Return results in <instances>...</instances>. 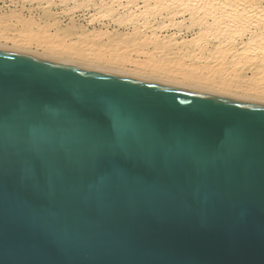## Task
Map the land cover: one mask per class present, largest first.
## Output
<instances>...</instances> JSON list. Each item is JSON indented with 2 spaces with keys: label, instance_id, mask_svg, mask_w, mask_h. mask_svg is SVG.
<instances>
[{
  "label": "water",
  "instance_id": "95a60500",
  "mask_svg": "<svg viewBox=\"0 0 264 264\" xmlns=\"http://www.w3.org/2000/svg\"><path fill=\"white\" fill-rule=\"evenodd\" d=\"M0 264H264V104L0 49Z\"/></svg>",
  "mask_w": 264,
  "mask_h": 264
},
{
  "label": "rangeland",
  "instance_id": "374dc122",
  "mask_svg": "<svg viewBox=\"0 0 264 264\" xmlns=\"http://www.w3.org/2000/svg\"><path fill=\"white\" fill-rule=\"evenodd\" d=\"M166 1L0 0V49L264 104V0H235L247 2L237 21L250 28H232V38L218 31L213 3Z\"/></svg>",
  "mask_w": 264,
  "mask_h": 264
},
{
  "label": "bare ground",
  "instance_id": "6f19581e",
  "mask_svg": "<svg viewBox=\"0 0 264 264\" xmlns=\"http://www.w3.org/2000/svg\"><path fill=\"white\" fill-rule=\"evenodd\" d=\"M172 1H173V0H167L166 2H169V3H170V2H172ZM189 1H191V3L194 4V5H196V4H198V5H203V4H202L203 2H204L205 5H207L206 2H207L208 4L210 3L211 5H212V3H213V4H214V5L212 6L213 11L221 12V15H220V16H222V18H220V19L222 20V21H220V22H221L220 24L222 25V27H221L218 31H222V32L225 31V33L227 34V33L229 32L228 30H230V33H228V34L230 35L231 38H232V34H233L232 32H234L236 28H238L239 30H240L241 27H242V29L245 28V25H246V22H247L246 19H245V20H246L245 25L242 23L243 25H241V26H240V22L237 21V18H240L239 20L242 19L241 22H243V18H241V15L239 14V11H240L241 8H242V9H243V8L245 9L246 7H248L247 2H243L244 0L242 1V3L238 2V3H239L238 5H237V3H236L237 0H236V2H235V0H231L230 2H233V1H234V6L232 5L233 3H232V4L230 3L232 6H231V5L229 6V4L227 3V2H229V0H228V1L226 2V4H228V7H229V8H227V9L224 8V6H225V5H224V4H225V3H224V2H225L224 0H223L224 2L222 1V2L224 3V4H223L224 6H223L222 4L219 3L220 0H200V2H197L196 0H193V2H192V0H183V2L186 3V7H187V2H189ZM214 1H217V4L214 3ZM245 1H246V0H245ZM249 1H250V0H249ZM175 2H176V1H175ZM177 2H178V0H177ZM220 2H221V1H220ZM222 2H221V3H222ZM169 3H167V4H169ZM200 3H201V4H200ZM170 4H171V3H170ZM182 5H183V4H181V6H182ZM189 5H190V4H189ZM194 5L191 6V7H194ZM211 5H210V6H211ZM218 5H219V6H218ZM235 5H236V7H235ZM255 5H256V4H255ZM114 6H116V3H115ZM165 6H169V5H165ZM214 6H215V7H214ZM221 6H223V7H221ZM237 6H239V7H237ZM118 7H119V6H118ZM186 7L183 6L182 9H188V8H189V6H188V8H186ZM198 7H199V6H198ZM201 7H203V6H201ZM230 7H231V8H230ZM257 7H258V4L255 6V9H256ZM155 8H156V7H155ZM155 8H154V9H155ZM165 8H166V7H165ZM253 8H254V7H253ZM117 9H118V8H117ZM189 9H190V8H189ZM191 9H192V8H191ZM221 9H222V10H221ZM244 9H243V10H244ZM246 9H247V8H246ZM246 9H245V10H246ZM251 9H252V8H251ZM258 9H259V8H258ZM177 10H178V9H177ZM194 10H195V9H194ZM196 10H197V9H196ZM243 10H242V11H243ZM248 10H249V9H248ZM253 10H254V9H253ZM260 10H261V9H260ZM198 11H199V10H198ZM200 11H201V10H200ZM246 11H247V10H246ZM244 12H245V11H244ZM257 12H258V10H257ZM245 13H246V12H245ZM250 13H251V12H250ZM261 13H262V12H261ZM261 13H260V14H261ZM219 14H220V13H219ZM243 14H244V13H243ZM252 14H253V12H252ZM239 15H240V16H239ZM261 15H262V14H261ZM261 15H260V16H261ZM220 16H218V17H220ZM238 16H239V17H238ZM244 16H245V15H244ZM244 16H243V17H244ZM246 17H247V16H246ZM252 17H253V16H252ZM249 18H250V17H249ZM217 19H218V18H216V20H217ZM252 19H253V18H252ZM257 19H259V17H258ZM245 20H244V21H245ZM254 20H255V19H254ZM254 20H253V21H254ZM263 20H264V19H263ZM259 21H260V20H259ZM216 22H217V21H216ZM218 22H219V21H218ZM214 23H215V22H214ZM249 23H250V21H249ZM255 23H256V22H255ZM257 23H258V22H257ZM257 23H256V24H257ZM218 24H219V23H218ZM247 24H248V22H247ZM248 25H249V24H248ZM251 25H252V24H251ZM254 25H255V24H254ZM254 25H253V26H254ZM253 26H252V27H253ZM255 26H256V25H255ZM255 26H254V27H255ZM248 27L250 28V26H247V25H246V29H247V30H248ZM262 27H263V26H262ZM232 28L234 29V31H233ZM263 29H264V28H263ZM263 29H262V30H263ZM137 30H138V29H137ZM231 30H232V31H231ZM244 30H245V29H244ZM252 30H253V28H252ZM257 30H258V29H257ZM260 30H261V29H260ZM133 31L135 32L136 30H133ZM226 31H228V32H226ZM242 31H243V30H242ZM263 31H264V30H263ZM236 32H238V31H236ZM236 32H234L233 37H234L235 35H236V36L238 35V34H236ZM246 32H247V31H246ZM259 32H261V31H259ZM137 33H138V31H137ZM223 33H224V32H223ZM231 33H232V34H231ZM242 33H243V32H242ZM134 34H135V33H134ZM220 34H221V33H220ZM226 34H225V36H226ZM228 34H227V35H228ZM252 34H253V33H251V38H250L251 40H257V38H259V37H256L257 34H255V35H253V36H252ZM260 34H261V33H260ZM263 34H264V33H262L261 36H262ZM229 35H228V36H229ZM222 36H223V35H222ZM228 36H227V38H228ZM236 36H235V37H236ZM259 36H260V35H259ZM263 36H264V35H263ZM239 37H240V36H239ZM255 37H256V38H255ZM216 38H217V37H216ZM219 38H220V37H219ZM261 38L264 39V37H261ZM259 39H260V38H259ZM263 39H261V41H262V43L264 44V42H263L264 40H263ZM230 40H231V39H230ZM227 41H228V40H227ZM232 41H233V40H232ZM228 44H229V43H228ZM257 44H258V43H257ZM260 44H261V43H260ZM220 45H221V44H220ZM222 46H223V45H222ZM228 46H229V45H228ZM228 46H227V47H228ZM258 46H259V45H258ZM225 49H226V48H225ZM227 49H228V48H227ZM250 49H251V48H250ZM250 49H249V50L247 49V50L250 52ZM231 50H232V49H231ZM262 50H263V49H262ZM232 51H233V50H232ZM235 51H236V49H235ZM248 51H247V52H248ZM251 52H252V51H251ZM244 53H245V52H244ZM244 53H243V55H244ZM260 53H261V51H260ZM241 54H242V53H241ZM262 54H263V52H262ZM261 56H262V55H261ZM261 56H260V57H261ZM263 56H264V54H263ZM211 58H212V57H209V58L206 60V64H209V65L211 64V66H212V64L215 62L216 59L213 58V59H215V60L212 59V60L214 61V62H213V61L211 60ZM242 58H243V57H242ZM205 59H206V58H205ZM217 61H218V59H217ZM261 73H262V75H263V72H261ZM263 78H264V77H263ZM263 78H262V80H263ZM262 80H261V81H262ZM210 86L212 87V86H215V85H211V84H210ZM211 87H209V88H211ZM220 88H223V87H220ZM222 90H224V89H222ZM214 91H215V90H214Z\"/></svg>",
  "mask_w": 264,
  "mask_h": 264
}]
</instances>
